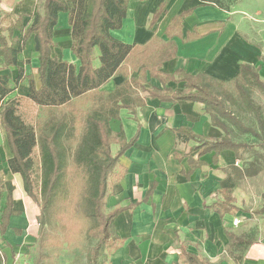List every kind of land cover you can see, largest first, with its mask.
<instances>
[{
  "label": "crops",
  "instance_id": "obj_1",
  "mask_svg": "<svg viewBox=\"0 0 264 264\" xmlns=\"http://www.w3.org/2000/svg\"><path fill=\"white\" fill-rule=\"evenodd\" d=\"M162 2H166L165 9L149 28L152 14ZM36 5L40 6V0H0V27L21 18L27 28ZM190 9L181 20L179 34L171 38L176 54L162 63L161 72L172 74L181 69L229 81L242 64H249L264 80V7L257 8L248 0H240L228 11L200 0H128L122 26L111 34L128 44H144L153 35L166 41L164 31L171 19ZM68 16L58 13L57 24L61 18L65 26L57 30L56 25L52 36H63L64 41L51 49V56L78 66L71 52ZM14 36L20 32L15 30ZM34 49L31 35L18 56L19 65L35 56ZM33 63L38 66V58L34 57ZM0 68V73L8 75L14 71L2 61ZM130 77L137 78L138 72L133 71ZM122 81L121 75L113 76L102 89H112ZM146 85L163 88L155 78H148ZM166 86L174 92L188 91L183 82H168ZM20 91H24L23 85ZM142 95L144 104L135 112L122 108L119 117L109 121L111 149L113 143L117 145L113 154L120 147V132L124 142L138 133L119 158L121 169L105 199L106 212L123 208L112 222L116 240L109 264H264L261 171L247 176V161L239 159L231 148L199 156L193 149L196 141L176 134L173 129L184 127L207 139L221 137V130L211 124L201 103ZM12 156L0 123V264L21 261L19 256L31 240L39 214L37 203L24 190ZM227 191H231L230 209L223 208ZM230 238L242 242L230 248Z\"/></svg>",
  "mask_w": 264,
  "mask_h": 264
},
{
  "label": "trees",
  "instance_id": "obj_2",
  "mask_svg": "<svg viewBox=\"0 0 264 264\" xmlns=\"http://www.w3.org/2000/svg\"><path fill=\"white\" fill-rule=\"evenodd\" d=\"M200 1L228 11L240 0ZM127 2L128 0H75L69 31L71 52L79 65H67L66 89L69 98L62 104L48 103L49 99H58L49 84L51 66L55 61L51 56V49L57 46L50 28L57 23L60 11L68 12L71 9L68 2L42 0L40 6H35L33 21L27 28L22 25L21 18L0 27V61L6 67L15 69L12 77L7 73H0V102L25 79L31 80V75L25 74L18 59L31 35L34 36L38 56V90L43 94L44 102L39 105L41 115L35 126L41 171L40 205L36 220L42 227L51 221L50 224L55 228L56 225L59 226L63 215H67L69 222L62 224L67 228L73 217L67 207L76 203L77 218L80 216L88 224L87 232L97 240L92 247L89 264H96L97 252L102 244L110 242L111 238L116 240L112 222L123 208L117 206L108 212H104L103 208L106 196L115 184L111 176L121 169L119 158L138 136L136 133L131 140L124 142L120 132L117 135L120 147L113 154V133L109 121L117 119L122 108L135 112L137 107L144 104L143 93L162 101L188 99L203 105L211 124L221 130L220 138L207 139L184 127L173 129L178 136L196 141L197 145L193 149L198 150L199 156L212 150L218 153L224 148H231L239 159H243L241 151H249L253 158L244 168L249 177L262 170L264 160L263 143H260L263 152H258L247 142L233 137V130H238L240 133H251L261 142L264 141L263 118L250 94L253 88L264 92V80L260 78L258 70L249 64H242L237 76L229 81L218 80L204 73L193 75L181 69L172 74L161 72L162 63L176 54V44L171 38L179 34L181 20L191 9L171 19L164 31L168 38L166 41L153 35L144 44H128L111 34L112 30L121 28ZM165 6L166 2H162L155 9L149 28L153 27ZM15 30L20 32V36H14ZM133 71L138 72L137 78L130 77ZM116 75H121L123 81L112 89H102ZM148 78L158 79L163 88L147 86ZM168 82H183L188 91L174 92L166 86ZM230 88L236 91V96ZM240 103L255 115L260 129L246 125L233 112L231 107ZM9 118L8 107L3 108L0 123L13 154L11 160L20 173L25 192L37 200L33 193L30 166L25 160L28 154L26 148L29 147L27 137L31 134L20 130ZM73 189H77L78 196L73 194ZM225 195L223 208L230 209L231 191L225 192ZM10 202L8 198V205ZM50 213L52 220H49ZM230 239V248L242 242V239ZM46 242L40 240L42 248L46 246ZM42 258L45 255L40 253L35 264H40ZM188 258L193 260L191 256Z\"/></svg>",
  "mask_w": 264,
  "mask_h": 264
},
{
  "label": "rangeland",
  "instance_id": "obj_3",
  "mask_svg": "<svg viewBox=\"0 0 264 264\" xmlns=\"http://www.w3.org/2000/svg\"><path fill=\"white\" fill-rule=\"evenodd\" d=\"M71 7V9L67 13L68 22H70V17L73 12V6L75 4V0H66ZM256 5L257 8L264 7V0H248ZM42 0H40V4ZM254 7V6H253ZM58 21V18H57ZM56 25L59 27L57 30L64 29L65 24L62 19L59 18L58 24L55 23L50 28V33L53 34ZM249 23L247 24V26ZM54 42L57 47L59 43L63 44L64 37L56 36L53 37ZM63 53H65V48L63 47ZM29 55H32L30 51ZM35 52V49L33 50ZM34 57L37 59V53L35 52V56L29 57L28 60L21 61V66L25 69V74L31 75L30 79H25L24 82L14 90L10 95H8L0 104V110L8 107V115L9 119L18 127H20L23 132L26 134H31L27 137L29 139V147L27 146L26 151L27 155L25 160L30 166V178L32 181L33 193L35 194L37 200L35 202L37 205H40V195H39V185H40V162H39V154L38 148L35 141V126L37 121L40 119V111L39 105L42 104L43 94L38 90L40 83L38 80V74L36 71L37 66L33 63ZM69 62L64 60H57L52 63L50 76H49V84L53 89L54 93L58 96L57 101H53L52 99L48 100L50 104H62L68 98V92L66 89V75H67V65ZM96 63V62H95ZM97 65V64H95ZM15 70V69H14ZM9 75L12 77L15 75V72L10 70ZM23 85L24 91H20V87ZM230 90L235 94L236 91L233 88ZM251 97L254 103L259 107L262 118H263V128H264V92L259 89L253 88L250 92ZM233 112L238 115L243 123L246 125H250L255 127L256 129H260L259 124L255 115L246 109L244 105L241 103L239 105H233L231 107ZM260 131V130H258ZM234 139L247 142L248 145L254 147L255 150H259L258 152H263V147L260 143L264 144V141H260L257 137H254L251 133H240L238 130H233ZM264 136V130H263ZM116 143L112 144V152H115L117 145ZM244 161L251 160L252 153L249 151L243 152L241 151ZM262 170L260 173V181L264 182V160H262ZM117 172L114 173L111 177L112 180L117 176ZM73 194L77 195V189ZM73 202V200H72ZM74 205V206H73ZM78 205L70 204L67 207L69 213L73 215L71 223L69 225L62 226V224H66L69 222V218L67 215H63L62 221L59 226L56 225L53 228V225L50 223H45L44 226H40L38 221L35 219L33 222V235H31V240L26 243L25 252L22 253L19 258L21 261L17 264H35V260L40 253L45 255V258L41 259L40 264H89V257L92 255L91 250L92 247L96 244V239L93 238L88 232L87 227L88 224L78 216ZM103 211L106 212V209L103 208ZM52 220L51 213L49 216V220ZM90 236V237H89ZM42 239L46 242V246L42 248L40 245V240ZM48 239V240H46ZM115 243L113 239H110V242L104 243L100 246L97 252L96 264H109V255L112 252V244Z\"/></svg>",
  "mask_w": 264,
  "mask_h": 264
},
{
  "label": "built area",
  "instance_id": "obj_4",
  "mask_svg": "<svg viewBox=\"0 0 264 264\" xmlns=\"http://www.w3.org/2000/svg\"><path fill=\"white\" fill-rule=\"evenodd\" d=\"M237 222H238L237 219L233 220V223H234L235 225L237 224Z\"/></svg>",
  "mask_w": 264,
  "mask_h": 264
}]
</instances>
